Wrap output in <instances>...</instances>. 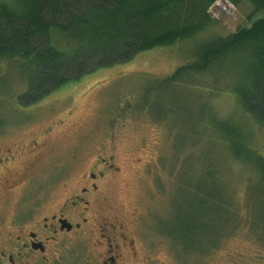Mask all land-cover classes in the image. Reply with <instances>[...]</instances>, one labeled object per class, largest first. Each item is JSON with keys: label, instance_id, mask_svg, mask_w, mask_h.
I'll use <instances>...</instances> for the list:
<instances>
[{"label": "rangeland", "instance_id": "rangeland-1", "mask_svg": "<svg viewBox=\"0 0 264 264\" xmlns=\"http://www.w3.org/2000/svg\"><path fill=\"white\" fill-rule=\"evenodd\" d=\"M209 9L216 23L203 33L86 72L38 102L30 99L24 64L0 58L1 143L44 139L31 183L35 200L49 192L53 201L112 155L121 170L107 184V202L119 209L123 233L136 240L131 264L142 257L145 264H264V227L255 232L259 227L247 222H264L260 165L246 160L250 151L264 157V124L240 106L234 90L245 74L244 53L213 57L182 82L165 79L195 61L200 42L262 15L249 19L248 1L217 0ZM220 120L238 139L226 142L213 129ZM196 190L232 203L198 204Z\"/></svg>", "mask_w": 264, "mask_h": 264}, {"label": "trees", "instance_id": "trees-1", "mask_svg": "<svg viewBox=\"0 0 264 264\" xmlns=\"http://www.w3.org/2000/svg\"><path fill=\"white\" fill-rule=\"evenodd\" d=\"M215 1L2 0L0 58L24 64L28 90L33 95L30 99L38 102L62 85L79 80L86 72L126 63L143 51L170 46L203 33L216 23L209 9ZM227 1L233 5L250 2L253 10L249 19L259 12L262 15L237 32L200 42L194 48L195 61L179 67L165 79L182 82L188 71L205 70L211 58L240 51L246 61L244 77L234 86L237 101L264 124V0ZM213 129L226 142L228 138L234 142L239 137L222 120ZM254 159L260 165L256 187L263 190H256V194L261 197L264 157L250 151L248 164L254 166ZM211 170L210 167L209 173ZM195 194L198 204L232 203L229 198L219 200L217 192L196 190ZM262 220L254 221L251 217L247 222L252 228L259 227L255 232L262 233ZM233 226L234 223L226 226L225 233H230Z\"/></svg>", "mask_w": 264, "mask_h": 264}, {"label": "flooded vegetation", "instance_id": "flooded-vegetation-1", "mask_svg": "<svg viewBox=\"0 0 264 264\" xmlns=\"http://www.w3.org/2000/svg\"><path fill=\"white\" fill-rule=\"evenodd\" d=\"M1 142L0 264H131L136 240L123 233L119 209L107 202V184L121 170L112 155L100 157L53 201L49 192L37 201L31 183L44 139Z\"/></svg>", "mask_w": 264, "mask_h": 264}]
</instances>
